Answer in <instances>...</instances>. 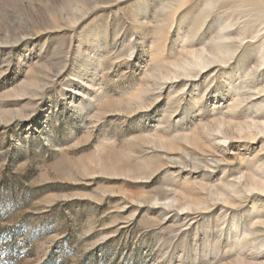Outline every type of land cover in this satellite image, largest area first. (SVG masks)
<instances>
[{"label":"rangeland","instance_id":"obj_1","mask_svg":"<svg viewBox=\"0 0 264 264\" xmlns=\"http://www.w3.org/2000/svg\"><path fill=\"white\" fill-rule=\"evenodd\" d=\"M0 264H264V0H0Z\"/></svg>","mask_w":264,"mask_h":264}]
</instances>
